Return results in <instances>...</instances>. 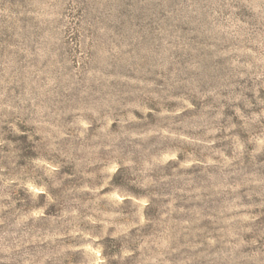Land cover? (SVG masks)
<instances>
[{"label":"clouds","instance_id":"1","mask_svg":"<svg viewBox=\"0 0 264 264\" xmlns=\"http://www.w3.org/2000/svg\"><path fill=\"white\" fill-rule=\"evenodd\" d=\"M0 264H264V0H0Z\"/></svg>","mask_w":264,"mask_h":264}]
</instances>
